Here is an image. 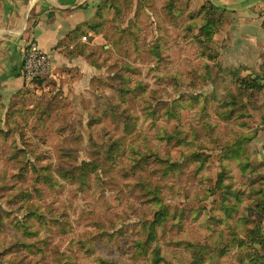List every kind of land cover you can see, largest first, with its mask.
<instances>
[{
    "label": "trees",
    "instance_id": "obj_1",
    "mask_svg": "<svg viewBox=\"0 0 264 264\" xmlns=\"http://www.w3.org/2000/svg\"><path fill=\"white\" fill-rule=\"evenodd\" d=\"M158 3L161 4L159 8ZM135 4L143 14L148 27L151 26V21L143 9L151 11L158 27L160 24V32L164 30L163 26L166 24L171 29L176 27V24L172 26V23L182 16L173 0H101L87 29L96 36L102 35L104 44L98 49L104 54L111 53L114 48L119 52L122 47L128 55L129 48H132L133 53L146 52L150 64L147 74L171 84L175 95L173 100L161 99L157 91L151 89L144 77H141V71H136L130 64L124 63L116 67V72L107 75L108 82L100 84L111 88L114 97L109 102L108 109L100 117L92 119L89 125L99 123L103 117L112 123L120 136L114 141L111 140L108 145L99 143L96 138L90 140L95 157L91 161L79 163L75 146L79 145L82 139L80 135H76L72 137L71 143L61 144L55 149L57 160L60 161L54 165L52 162H46L45 151L40 147L47 146L42 136L53 122V111H61L66 107V96L62 88L56 89L47 101L35 102L30 106L27 105L30 99L28 90L31 87L36 91L44 90V78L41 79V85L25 83L23 89L9 100L8 105L0 97V160L5 159L18 170L16 175H12L15 183L9 188L11 192L6 203L11 211L25 208L29 218L37 220L40 227L46 230L48 224L41 207L35 205L26 207V204L33 202V196L37 200L41 197V190L45 186L54 191L62 183H68L85 191L89 188L91 175L94 174L98 184L101 183L99 171L109 178L115 168H121L125 174L135 176L154 164L160 183L152 185L145 180L138 183L140 189L144 191L142 196L147 198V202L151 199L155 208L151 221L143 220L138 223L137 229L142 237L133 243L134 249L145 261L142 264H221V260L228 258L234 248L237 252L232 264H264V256L258 258L251 248L255 243L264 246L258 232L259 220L250 219L248 216L249 212H255L258 217L264 215V190L259 186L264 184V176L260 166L250 162L249 145L257 133L247 126V120L254 114H259L262 108L255 104V94L262 92L264 96V70L260 75L250 73L245 76L242 75L243 68L227 72L224 75L226 77L223 94H214L211 99H202L199 95L195 97L178 95L180 84L198 88L209 82L212 70L207 66L197 70L192 68L187 78L173 70L166 59V49L162 43L163 40L167 41L165 34H158L152 47H146L141 43L146 24L141 23L137 13L133 20L129 21L128 27L114 25V21L125 16L124 11L136 12ZM159 9L165 16L158 14ZM112 10L115 16L109 19ZM220 23V14L210 3L205 2L198 11L187 17V27L183 32L187 39L196 41L199 48H205L206 52L211 53L213 65L216 64L218 56L211 46L216 43L214 30ZM74 32L67 36L70 37ZM83 49L85 50L86 46H83ZM94 51L88 55L93 58L91 63L95 69L101 70L103 66L96 63ZM262 59L264 61V53ZM130 74H137L139 77L134 78ZM135 107L138 111L134 110ZM184 112L192 115L186 126L181 124ZM172 122L175 124L169 128L168 125ZM221 123L227 125L229 129L227 133L220 131ZM232 127L239 129L235 130ZM29 132L33 136L31 140L27 136ZM150 141L154 142L153 147ZM126 146L128 155L124 156ZM163 148H176L178 155L174 157L169 151L164 152ZM216 151L220 172L213 181L212 176L208 177L206 170L210 166L212 154ZM122 159L128 162L127 166L121 165ZM235 171L245 177V183L237 182ZM201 173H204V179L201 178ZM250 174L254 177L247 182V176ZM170 175L178 178L188 175L189 182H196V186L203 190L201 197L197 195L200 200L206 201L209 195L218 194L214 208L219 210V213L214 217L216 219L214 223H211L214 219L208 216L199 222L201 225L196 223L199 217L194 218V221L187 219L207 233L210 245L189 239L183 228L186 220L176 218L177 211H169L161 202V183ZM15 176L20 181H26L27 177H30L31 189L18 188L21 182ZM2 177L5 181V176ZM38 185H43V188L39 190ZM0 186L2 189L4 183ZM12 218V215L4 213L0 208V228ZM13 222L10 221L11 225H14ZM25 223L27 225L20 227L24 240L9 247L12 250L10 255L13 264H23L22 259L15 256L18 252L15 247L27 248L32 254L44 251L45 248L38 245L42 242L40 239L28 242L25 240L30 236L37 237L40 233L39 229H34L33 224ZM168 223L170 228L183 232V236L171 240V244L176 249L183 250L186 260L164 248L169 244L168 238L163 239L167 235ZM118 236L121 234H105L100 237L113 241ZM78 243L85 249V253L89 254L93 264H141L97 255L94 252L93 239ZM44 244L46 246L45 242ZM169 253L172 258L169 257ZM53 263L73 264L71 258L65 255L55 257ZM39 264L48 263L41 260Z\"/></svg>",
    "mask_w": 264,
    "mask_h": 264
},
{
    "label": "rangeland",
    "instance_id": "obj_2",
    "mask_svg": "<svg viewBox=\"0 0 264 264\" xmlns=\"http://www.w3.org/2000/svg\"><path fill=\"white\" fill-rule=\"evenodd\" d=\"M168 1V0H162ZM176 7L180 9L182 16L172 23V26L176 24V27L171 29L167 26L160 32L156 20L153 18L151 11L147 8L143 9L144 14L149 17L151 26H147L146 20L143 14L137 8L136 4L134 8L136 12L124 11V17L114 21V25L120 27H128L129 21L133 20V16L137 15L141 18V23L145 22L146 30L144 36L141 38V43L146 47H152L156 36L160 33L165 34L167 41L163 40V46L166 49V59L169 61L171 68L180 72L186 78L189 72L193 68L194 70L207 66L212 70L211 80L198 88H191L185 85H179L178 95H184L187 97L200 96L202 99H211V97L223 94V86L225 85L226 73L218 70L221 66L219 61L216 64H212L211 53L206 52L205 48H199V44L196 41H190L187 39L183 32L187 27V17L191 13H195L198 8L197 4H193L189 0H173ZM161 6L158 3V8ZM140 9L141 6H140ZM131 12V13H129ZM158 14L162 16V12L159 9ZM128 13V14H127ZM109 19H113L115 12L112 10L109 13ZM164 15V14H163ZM165 16V15H164ZM167 18V17H165ZM168 23V22H167ZM161 29V27H160ZM88 29L81 31V33H88ZM80 33V34H81ZM78 34V35H80ZM130 54L128 55L122 47L119 52L114 48L111 53L104 54L99 49H95V61L98 65L103 66L101 70H96L95 74L87 77L88 80H79L73 78H79L78 73H73V77L66 80L68 82L67 87L63 86V81L44 79V90L36 91L34 87L29 88L30 99L28 106L35 102L47 101L56 89H61L66 95V107L61 111H53V122L49 124L48 130L42 136L46 147L41 146L45 151L46 162H52L57 165L60 160H57V154L55 149L61 144L71 143L74 136L80 135L82 142L75 146L78 162L91 161L95 155L92 151L90 140L96 138L99 143L108 145L111 140L117 139L120 134L113 128L112 123L103 117L99 123L89 125L92 119L100 117L106 109H108L109 102L114 97V92L111 88L104 87L101 82H108L107 75L110 72H116V67L122 66L124 63L130 64L136 71H141V77H144L145 81L150 85L151 89L157 91L161 99L166 101H172L174 98V88L169 83H165L163 80L154 78L152 74H147L149 68V58L147 53L141 51L139 53H133L132 48H129ZM218 56V54H217ZM218 60V59H217ZM218 62V64H217ZM258 72V71H257ZM248 74V73H247ZM246 74V75H247ZM245 76V73H242ZM134 78H138L137 74H130ZM43 79V77H42ZM70 79H73L70 81ZM210 79V78H209ZM208 79V80H209ZM77 82L79 88L74 92L71 84ZM46 87V88H45ZM14 98V97H13ZM264 96L262 92L255 94V104L258 108H261L259 114H254L253 117L247 120V126L249 129L256 131V137L251 141L249 145L250 162L254 165H259L262 175L264 176ZM8 105V103L6 104ZM121 110V109H120ZM138 111V108H134ZM192 118V115L184 112L182 114V125H187ZM212 118V115H211ZM213 120H215L213 118ZM175 123L172 122L168 127H172ZM182 127V126H181ZM237 130L238 127H232ZM220 131L227 133L229 131L226 124L221 123ZM248 131V129H247ZM29 139H33L32 133H27ZM153 141H150L153 147ZM163 151H169L174 157L178 155L176 148L166 149ZM124 156L128 155V146L125 147L123 153ZM122 166H127L128 162L125 159L121 160ZM220 172L218 153L214 152L211 156L210 166L207 168L206 173L208 177L212 176L213 181L216 179L217 174ZM18 170L8 164L5 159L0 160V185L4 183V187L0 189V208L4 213L12 215L14 225H11L10 221L0 228V264H13L11 258L12 250L9 248L18 242L24 240V236L21 233V225H27L25 222H29L34 225V229H39L40 233L37 237L30 236L25 240L28 242L32 239H40V248L44 246V251H37L32 254L28 252L27 248L15 247L18 252L15 256L18 259H22L23 264H39L41 260L48 264H54L53 259L55 257H61V255L69 256L73 264H93L89 259V254L85 253V249L78 242L88 241L93 239L95 242L94 252L97 255L103 257L119 259L127 263H144V259L138 255L136 249H134V241L140 239L138 223L143 220H152V213H154V202H147V198L142 196L143 190L140 189L138 183L142 180L149 181L154 185L160 183L159 174L154 169V164H151L145 171L139 172L135 176L125 174L121 168H115L109 178L101 174L98 175L101 179V183L98 184L95 175L90 176L89 188L85 191H81L76 185H70L68 183H62L59 187H56L54 191L43 185H38V189L41 190V197L32 199V203L26 204V207L32 205L40 206L42 212L46 215L47 228L43 230L37 220L29 218L25 208L21 210L14 209L11 211L9 205L6 203L8 194L11 192L9 188L15 183V179L12 175H16ZM204 173L200 176L202 179ZM5 176V181L3 177ZM236 180L238 183H245V177L238 171H235ZM254 175L247 176L250 182ZM16 178V176H15ZM17 179V178H16ZM189 176L185 175L182 178H178L175 175H170L163 181L160 198L163 205L169 209V211H177L176 218L185 219L183 223L184 232L187 233V237L191 240L197 241L202 244L210 245L208 242L207 233L199 226L191 224L187 219L194 221V218H198L197 224L203 220V217L213 218L218 216L219 210L215 209L217 203L218 194L209 195L206 201L200 200L197 195L201 197L203 190L201 187L196 186V182L190 183ZM18 180V179H17ZM20 181V180H18ZM205 181V180H204ZM18 188L27 189L30 188L31 178L27 177L26 181H20ZM20 185V186H19ZM264 190V184L259 185ZM1 187V186H0ZM207 195V192L205 196ZM264 199V196H263ZM11 211V212H8ZM198 214V216H197ZM250 219L259 220L258 232L261 242H264V215L258 217L255 212H249ZM7 218V217H5ZM15 219V220H14ZM216 219H214V223ZM167 235L163 238H168V246H165V250L175 252L182 260H186L182 249H176L171 240L178 239L183 236V232H179L176 228H170V224H167ZM115 233L121 234L113 241H107L105 238L101 239V235ZM160 234V233H159ZM215 236V235H214ZM161 237V241H163ZM46 243V246L44 244ZM254 254L258 258L264 256V246L259 243H255L251 246ZM6 251V252H5ZM235 248L228 258L221 260V264H232L236 256ZM169 257L172 258L171 253ZM177 264V263H176Z\"/></svg>",
    "mask_w": 264,
    "mask_h": 264
},
{
    "label": "crops",
    "instance_id": "obj_3",
    "mask_svg": "<svg viewBox=\"0 0 264 264\" xmlns=\"http://www.w3.org/2000/svg\"><path fill=\"white\" fill-rule=\"evenodd\" d=\"M189 1L198 5L197 11L208 2L221 16V23L214 30L216 43L211 46L221 63L218 70L227 73L243 68L245 75H260L264 70V0ZM100 2L0 0V97L5 104L25 83H31L22 75V51L31 40L38 43L51 61L44 79L62 80L67 87L68 75L72 78L76 72L80 77L73 79L79 83L85 79L90 81L92 77H87L94 75L96 69L88 53L101 47L104 40L102 35L81 31L91 25ZM71 32L74 33L68 37ZM71 86L74 92L79 88L77 82Z\"/></svg>",
    "mask_w": 264,
    "mask_h": 264
},
{
    "label": "built area",
    "instance_id": "obj_4",
    "mask_svg": "<svg viewBox=\"0 0 264 264\" xmlns=\"http://www.w3.org/2000/svg\"><path fill=\"white\" fill-rule=\"evenodd\" d=\"M22 54V75L24 79L27 82L38 79L41 80L51 66V61L48 55L34 40L27 42L23 48Z\"/></svg>",
    "mask_w": 264,
    "mask_h": 264
},
{
    "label": "water",
    "instance_id": "obj_5",
    "mask_svg": "<svg viewBox=\"0 0 264 264\" xmlns=\"http://www.w3.org/2000/svg\"><path fill=\"white\" fill-rule=\"evenodd\" d=\"M31 84H33V85H41L42 84V82H41V80H33V81H31Z\"/></svg>",
    "mask_w": 264,
    "mask_h": 264
}]
</instances>
